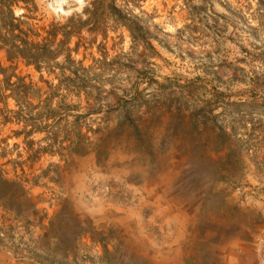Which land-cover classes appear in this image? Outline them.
<instances>
[{
	"label": "rangeland",
	"instance_id": "1",
	"mask_svg": "<svg viewBox=\"0 0 264 264\" xmlns=\"http://www.w3.org/2000/svg\"><path fill=\"white\" fill-rule=\"evenodd\" d=\"M90 1L27 20L82 28L88 95L0 50L55 110L0 118V264H264V0Z\"/></svg>",
	"mask_w": 264,
	"mask_h": 264
},
{
	"label": "trees",
	"instance_id": "2",
	"mask_svg": "<svg viewBox=\"0 0 264 264\" xmlns=\"http://www.w3.org/2000/svg\"><path fill=\"white\" fill-rule=\"evenodd\" d=\"M115 3L116 0H91L84 13L93 18L98 9L105 6L109 15L126 25L131 34H134V28L117 10ZM15 8L22 9L23 14L15 16ZM34 14H36L34 0H0V50L4 52L6 61L23 62L38 71H46L48 75H55L72 87L80 83L81 86L77 84L78 90L88 95L85 86L88 69L72 57L81 40L82 28H68L52 23L47 29H36L27 23V20H34ZM73 38L78 39L74 49L70 47ZM80 73H83L81 77ZM31 91L32 85L27 83L25 78L17 76L14 68L11 66L3 68L0 63V118L4 120L1 124L13 121L22 124L21 133L25 138L37 132L50 134L52 126L48 122L55 117V110L48 105L38 108L37 114H34L35 107L30 102ZM8 100L14 102L16 110L8 109ZM8 115L11 117L8 118ZM5 235L0 227L1 248L5 247L3 244Z\"/></svg>",
	"mask_w": 264,
	"mask_h": 264
}]
</instances>
